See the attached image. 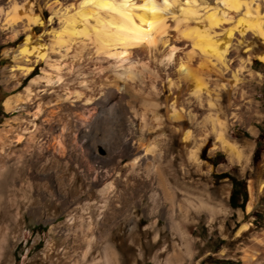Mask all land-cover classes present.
Here are the masks:
<instances>
[{
    "label": "rangeland",
    "instance_id": "374dc122",
    "mask_svg": "<svg viewBox=\"0 0 264 264\" xmlns=\"http://www.w3.org/2000/svg\"><path fill=\"white\" fill-rule=\"evenodd\" d=\"M46 1L53 2L0 0V102L5 91L24 88L23 93L47 68L44 62L26 60L18 53L29 34L31 46L40 42L46 48L51 31L59 30L49 21L52 13ZM73 2L56 0L53 4L71 8ZM190 3L199 16L221 6L218 0L168 4L164 16L170 34L174 26L169 18ZM24 6L39 15L40 25L30 30L23 27L26 14L14 8ZM258 11L264 29V8L260 5ZM243 13L242 8L232 12L233 18L216 34L232 27ZM232 33L230 69L222 80L207 81L219 96L234 82L243 91L236 117L228 115L226 120L225 136L233 148L213 147L214 134L206 121L205 132L192 131L208 138L199 150L185 149L181 133L170 137L169 145H152L151 138L169 136V132L152 127L144 102L162 103L155 115L165 124L164 94L156 98L146 87L116 100L117 106L126 105L119 120L100 116L95 104L81 105L73 97L83 90L72 84L69 67L62 71L68 90H58L63 95L67 91L72 102L54 104V93L40 82L32 85L31 98L11 114H3L0 108V132L11 126L8 137L33 136L29 143L22 137L12 140L0 158V165L9 169L8 193L12 189L16 194L11 206L9 197L0 206V264H47L55 254L65 255V261L72 264H264V61L259 59L264 41L251 30H246L242 40L236 30ZM90 46L84 47L83 55L91 54ZM195 60L190 62L195 73L209 69ZM28 65L32 68L25 74L20 66ZM51 109L63 129L53 127ZM199 112L201 117L214 116V108L206 104ZM140 117L148 122L142 129ZM123 137L129 138L127 144ZM138 143V152H131L129 148ZM226 175L244 184L242 209L229 207L231 183Z\"/></svg>",
    "mask_w": 264,
    "mask_h": 264
},
{
    "label": "bare ground",
    "instance_id": "6f19581e",
    "mask_svg": "<svg viewBox=\"0 0 264 264\" xmlns=\"http://www.w3.org/2000/svg\"><path fill=\"white\" fill-rule=\"evenodd\" d=\"M73 1L75 3H71L74 5L71 8L61 7L62 4L55 7L53 2L46 1L52 13L49 21L57 24L59 30L51 31L52 39L46 48L40 42L31 46L32 36L28 33L18 53L19 56H25L26 60L32 59L35 63L44 62L47 68L42 70V75L31 80L23 93L7 99L6 109L29 100L33 95L32 85L40 82H42V88L54 93V104L61 100H71L70 96L65 95L67 91L63 95L58 90L60 87H63L61 89L63 91L68 90V87L64 86L67 85L63 78L66 74L62 71L63 68L69 67L68 71L74 77L72 84H76L83 90L77 92L78 94L75 93L73 97L81 105L95 104L100 116L111 115L119 120L124 114L126 105L117 106L116 100L124 99L126 94H135L136 91L139 92L146 87L156 98L164 94L163 106L168 114V122L165 124L159 115H155V110L162 103L157 100L144 102L150 109L152 127H159L158 132H169V136L166 134V136L163 135L164 137L151 138L152 145H169L172 143L170 137L181 133V143L185 149L186 146L198 149L207 142L208 138L206 134L197 137L192 134V131L200 129L205 132L206 123L204 125L203 121H206L214 134L213 147L216 145L222 148L231 147L225 136L226 120L228 115L236 117L235 110L241 107L243 91L234 82L219 96L217 90L208 85L207 80L215 83L222 80V74L229 68L232 62L229 54L233 30L238 32L241 40L245 37L246 30H251L261 36L264 41V29L258 11L260 5L264 8V0H261V3L255 0H218L221 6L211 10L206 9L200 16L193 7L194 4H184L183 7L180 6L177 16L169 18L174 26L173 34L167 30L164 13L167 7L169 9L168 4L174 5L177 0ZM239 8L244 10L243 16L237 18L232 27L225 29L221 35H217L216 30L222 29V25L233 18L231 13ZM18 10L26 14V23L23 26L25 29L30 30L32 26L41 24L39 15L29 13L27 7L14 8V11L18 12ZM9 24L12 26L13 21ZM155 44L158 45L157 49ZM86 45L90 48L92 45L93 51L91 54L83 55ZM193 59L205 64L209 69L202 74L195 73L190 66ZM259 59L264 61V54H260ZM20 67L26 74L32 65ZM235 72L234 78L237 76ZM11 103H13L12 106ZM204 104L208 109L214 108V116H210L211 113H207L204 117L200 116L199 111L204 108ZM49 114L53 118H51L53 127L63 129L62 122L54 118L55 110L51 109ZM138 124L142 129L148 122L140 117ZM10 131L11 126H7L0 132V158H4L2 155L5 154H3L5 145H10L12 140L14 142L21 140L20 134H15L13 138L8 137ZM32 137V134H28L22 138L29 143ZM128 139L125 138L123 143L127 144ZM139 145L140 143L134 149L130 147L129 150L136 153ZM2 165H0V206L5 204L7 197H9L7 203L13 204V197L16 195L12 189H10L11 193H8L9 169H4ZM262 184L263 182H260V189L263 188ZM250 206L251 204L248 205ZM52 245H49V249H52ZM64 258L65 255L55 254L50 257L51 261L47 264H72L67 263ZM90 264H98V262Z\"/></svg>",
    "mask_w": 264,
    "mask_h": 264
},
{
    "label": "trees",
    "instance_id": "16d2710c",
    "mask_svg": "<svg viewBox=\"0 0 264 264\" xmlns=\"http://www.w3.org/2000/svg\"><path fill=\"white\" fill-rule=\"evenodd\" d=\"M262 68H264V65H261ZM34 70L30 73V75L34 74ZM264 74V71H263ZM226 177L229 179L231 183V189L228 196V204L229 207L232 209L240 208L242 209L244 206V203L246 201V193L244 189V184L241 180H238L235 177H231L226 175Z\"/></svg>",
    "mask_w": 264,
    "mask_h": 264
},
{
    "label": "crops",
    "instance_id": "0c3cea01",
    "mask_svg": "<svg viewBox=\"0 0 264 264\" xmlns=\"http://www.w3.org/2000/svg\"><path fill=\"white\" fill-rule=\"evenodd\" d=\"M22 89H24V88H22ZM22 89L21 90H19V91H12V92H8V91H5V94L3 95V97L1 98V102H0V108H1V112L3 113V114H11L13 111H15L21 104H23V102H21V103H19V104H17L16 106L15 105H13V103H11L10 105L12 106V108L11 109H6V105H5V102H6V100L7 99H9V98H13V97H15V96H17V95H19V93H21L22 92Z\"/></svg>",
    "mask_w": 264,
    "mask_h": 264
}]
</instances>
